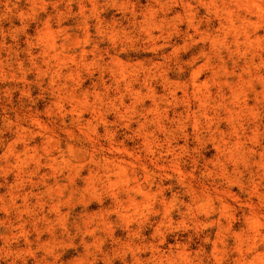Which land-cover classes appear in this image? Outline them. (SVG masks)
Listing matches in <instances>:
<instances>
[{"label":"clouds","instance_id":"1","mask_svg":"<svg viewBox=\"0 0 264 264\" xmlns=\"http://www.w3.org/2000/svg\"><path fill=\"white\" fill-rule=\"evenodd\" d=\"M0 213V264H264V0H0Z\"/></svg>","mask_w":264,"mask_h":264},{"label":"rangeland","instance_id":"2","mask_svg":"<svg viewBox=\"0 0 264 264\" xmlns=\"http://www.w3.org/2000/svg\"><path fill=\"white\" fill-rule=\"evenodd\" d=\"M22 6H23V4H22ZM17 23H18V22H17ZM184 58H185V59H187V58H188V56H187V55H185V56H184ZM221 127H222V128H224L225 126H224V125H222ZM207 155L210 157L211 155H213V153L209 152ZM228 195H230V194H226V196H228ZM97 207H98V206H96L95 204H93V205H90V209H91V210H96V209H97ZM2 215H3V214H2V213H0V218H2ZM121 235H122V234H121L120 232H117V236H121ZM209 250H210V246H209Z\"/></svg>","mask_w":264,"mask_h":264}]
</instances>
